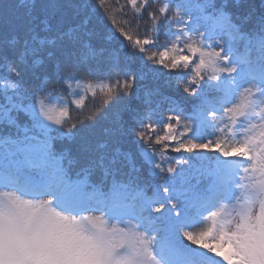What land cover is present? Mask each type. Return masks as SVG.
<instances>
[{
  "label": "snow or ice",
  "instance_id": "snow-or-ice-1",
  "mask_svg": "<svg viewBox=\"0 0 264 264\" xmlns=\"http://www.w3.org/2000/svg\"><path fill=\"white\" fill-rule=\"evenodd\" d=\"M0 264H264V0H0Z\"/></svg>",
  "mask_w": 264,
  "mask_h": 264
},
{
  "label": "trees",
  "instance_id": "trees-1",
  "mask_svg": "<svg viewBox=\"0 0 264 264\" xmlns=\"http://www.w3.org/2000/svg\"><path fill=\"white\" fill-rule=\"evenodd\" d=\"M110 2L111 3H115V0H110ZM125 2H126V0H120V3H122V4L125 3ZM216 2H217V4H219V3L222 2V0H216ZM254 3L259 5L260 0H254ZM161 43H163V40H161ZM73 90H75V84H73ZM81 94H83V93H81ZM60 96L63 97L62 102L63 101L71 102V100L75 98L74 96L67 94V92H64V94L61 93ZM101 99H102V94L99 93V92H97L95 100H93L91 98V96H88L87 99H86L87 107L84 109L83 112H80L79 110H75L74 106H73L72 110H70V115L72 117L75 114L76 118L71 119L69 121V123L75 122L76 120L81 119L83 116L88 115L95 107L99 106V104L101 102ZM106 123H107V119L105 121H102L101 125L97 127V130H96L97 134H99L103 130V125L106 124ZM66 142H69V141H66ZM72 144L75 146V144L73 142H72ZM196 230H198V229H196Z\"/></svg>",
  "mask_w": 264,
  "mask_h": 264
},
{
  "label": "rangeland",
  "instance_id": "rangeland-1",
  "mask_svg": "<svg viewBox=\"0 0 264 264\" xmlns=\"http://www.w3.org/2000/svg\"><path fill=\"white\" fill-rule=\"evenodd\" d=\"M68 144H69L68 145L69 148H72L73 150H75V146L71 142H68Z\"/></svg>",
  "mask_w": 264,
  "mask_h": 264
}]
</instances>
